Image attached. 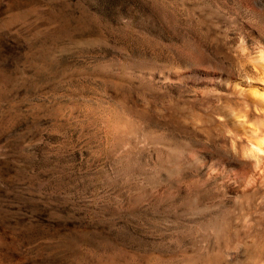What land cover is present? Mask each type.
<instances>
[{
    "label": "rangeland",
    "instance_id": "374dc122",
    "mask_svg": "<svg viewBox=\"0 0 264 264\" xmlns=\"http://www.w3.org/2000/svg\"><path fill=\"white\" fill-rule=\"evenodd\" d=\"M263 45L264 0H0V264H264Z\"/></svg>",
    "mask_w": 264,
    "mask_h": 264
},
{
    "label": "bare ground",
    "instance_id": "6f19581e",
    "mask_svg": "<svg viewBox=\"0 0 264 264\" xmlns=\"http://www.w3.org/2000/svg\"><path fill=\"white\" fill-rule=\"evenodd\" d=\"M253 58L255 59L256 65L260 68L261 79H259L258 82L257 81L247 82L245 85L247 86V89L242 88L247 94V96L246 95L245 96L250 98L255 104V111L257 113V114L255 113L256 115L253 118V124H251L253 125V127L249 129L247 128L248 130L245 132L246 134L244 133L245 136H247L244 146H245V153L247 154V156L249 158H253L254 161L258 163V167L261 164L259 167V175L263 176L264 175V45L261 46V48L258 51H256L255 56ZM227 85L228 84H226V86ZM243 124L244 123H242V126ZM246 126L249 127L248 125H244V127ZM194 157H198V155L194 154ZM233 182L236 183V181Z\"/></svg>",
    "mask_w": 264,
    "mask_h": 264
}]
</instances>
